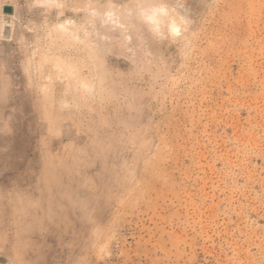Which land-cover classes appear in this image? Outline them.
Returning <instances> with one entry per match:
<instances>
[{
    "label": "rangeland",
    "instance_id": "obj_1",
    "mask_svg": "<svg viewBox=\"0 0 264 264\" xmlns=\"http://www.w3.org/2000/svg\"><path fill=\"white\" fill-rule=\"evenodd\" d=\"M0 264H264V0H0Z\"/></svg>",
    "mask_w": 264,
    "mask_h": 264
},
{
    "label": "clouds",
    "instance_id": "obj_2",
    "mask_svg": "<svg viewBox=\"0 0 264 264\" xmlns=\"http://www.w3.org/2000/svg\"><path fill=\"white\" fill-rule=\"evenodd\" d=\"M162 11V10H161Z\"/></svg>",
    "mask_w": 264,
    "mask_h": 264
}]
</instances>
